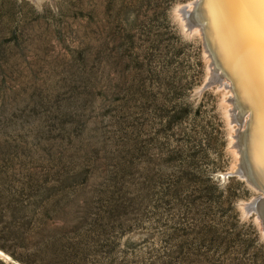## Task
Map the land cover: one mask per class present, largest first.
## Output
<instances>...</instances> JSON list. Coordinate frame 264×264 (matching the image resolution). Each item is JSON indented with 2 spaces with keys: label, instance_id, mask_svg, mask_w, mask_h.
Returning <instances> with one entry per match:
<instances>
[{
  "label": "rangeland",
  "instance_id": "obj_1",
  "mask_svg": "<svg viewBox=\"0 0 264 264\" xmlns=\"http://www.w3.org/2000/svg\"><path fill=\"white\" fill-rule=\"evenodd\" d=\"M193 1L0 0V264H264Z\"/></svg>",
  "mask_w": 264,
  "mask_h": 264
},
{
  "label": "water",
  "instance_id": "obj_2",
  "mask_svg": "<svg viewBox=\"0 0 264 264\" xmlns=\"http://www.w3.org/2000/svg\"><path fill=\"white\" fill-rule=\"evenodd\" d=\"M203 0H195L193 3V8L190 10H183V16L187 22L189 27H197L201 31L202 42L205 48V51L211 58V66H214V60L217 64L220 63L224 70V74H222L221 69H217L218 79L225 80L230 90L234 93L230 97V102L234 105V109L236 110L235 99L236 96L240 101L241 107L238 110L239 112V120L238 123L243 120L240 128L236 130L235 134V142L234 146L237 149L239 154L238 167L235 171L237 175L243 178L248 184H252V186L259 192L250 202L245 204V209L247 212H254L258 218L261 220V224L264 228V215H260L261 211L264 210V180L259 179L258 173L255 174L251 171V168L247 165V159L255 157L256 154L261 155L263 150L259 146V149L254 144L251 145L247 143L245 146V134L247 133V129L251 130L253 124V113L256 109V103L250 102L247 104L246 99L241 97L240 95V87L234 76V73L228 63H225L224 57L220 59L214 44V40L212 35L209 33V25L205 23V19L203 20L202 14L204 8L201 7ZM228 11L231 19H239L241 21H245L248 25H243L240 22V36H235L237 42H239V46L242 48L241 57L248 62L249 72L256 73V77L251 79V81L257 82V88L264 89V0L257 1H248V0H230L228 3ZM201 7V9H200ZM202 11L199 15L200 21H197L196 17L198 12ZM228 15V12H227ZM221 21V20H220ZM234 32V30H233ZM213 53V54H212ZM214 55V56H213ZM243 55L245 57H243ZM232 65V63H231ZM233 66V65H232ZM234 67V66H233ZM235 68V67H234ZM236 69V68H235ZM213 72L215 73V67H213ZM245 124V126H244ZM256 175V176H255Z\"/></svg>",
  "mask_w": 264,
  "mask_h": 264
},
{
  "label": "bare ground",
  "instance_id": "obj_3",
  "mask_svg": "<svg viewBox=\"0 0 264 264\" xmlns=\"http://www.w3.org/2000/svg\"><path fill=\"white\" fill-rule=\"evenodd\" d=\"M229 1L230 0H203L201 4V7L204 8L202 17H203V20L205 19L204 21L207 24V26L209 25V33L213 37L215 48H216V51L220 59L224 57L223 61L225 63H228V65L230 66V68L232 69L234 73V76L240 87V95L242 93L243 98L246 99L245 101H247L248 105L250 104L249 101L256 103V109L253 113V124H252L251 130L249 129V126H248L247 133L244 135L245 143H246L245 146H247V143H248L251 148V145L254 144L255 146L258 147V149L260 146L261 149L263 150L261 155H258L257 153L255 157L253 156L251 159L248 158L247 165L251 168V171L254 174L255 172L258 173L259 179L264 180V89L263 88L258 89L257 82L251 81V79H254L257 75L256 73L249 72L248 62H246L245 59L241 57L242 48L238 45L239 42H237L233 34H235V36L237 37L240 36V22H242V24L245 26L248 24L245 21H241L242 20L241 18L239 19L230 18V14L228 11ZM248 1H257V0H248ZM194 2L195 0L192 3H190V5H187L180 10L182 13V16H183V10H186V9L191 10L193 8ZM201 12L202 11L198 12V15L196 17L197 21H200L198 19L200 17L199 15L201 14ZM227 12H228V15H227ZM186 26L188 27V29L196 28L197 31H199L201 35V31L199 28L189 27L187 25V22H186ZM206 54H207V57L209 58L208 64L210 65L211 74H212L211 81L219 82L220 86H223L229 89L228 91L229 95H228V98L226 99L230 103L229 114L231 116V120L236 122V126H234V130L236 131L240 128V125H241L237 122L240 117L239 112H238V110L241 107L240 101L238 100V97L236 96V99H235L236 110H235L234 105L229 100L230 97L234 95V93L232 92V90H230L229 85L225 80L218 79V74L220 73V71L218 73L217 69H221L222 70L221 73L224 74V70L222 66L220 65V63L217 64L215 60H214V66H211V58L207 52ZM243 57L245 56L243 55ZM231 63L236 69L231 65ZM213 67H215V73L213 72ZM241 122H243L242 119H241ZM234 142H235V139H234ZM236 153H237V158H238L237 160L239 161V154L237 150H236ZM250 185L252 186V184ZM260 211H261L260 215L261 216L264 215V210L263 211L260 210ZM258 219L260 220V218Z\"/></svg>",
  "mask_w": 264,
  "mask_h": 264
},
{
  "label": "trees",
  "instance_id": "obj_4",
  "mask_svg": "<svg viewBox=\"0 0 264 264\" xmlns=\"http://www.w3.org/2000/svg\"><path fill=\"white\" fill-rule=\"evenodd\" d=\"M5 185L8 186L9 182H6ZM5 190H7V187L5 188ZM0 200H4L8 206V208H6V209L11 210L13 213V196H11V195L3 196L2 194H0ZM11 232L13 233L12 230H11ZM64 255H65V257H67L68 262L71 261V259H72L71 257H73V253H65Z\"/></svg>",
  "mask_w": 264,
  "mask_h": 264
}]
</instances>
